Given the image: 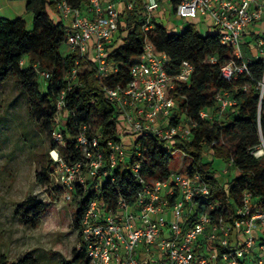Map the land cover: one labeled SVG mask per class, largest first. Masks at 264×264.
<instances>
[{
    "label": "built area",
    "instance_id": "built-area-1",
    "mask_svg": "<svg viewBox=\"0 0 264 264\" xmlns=\"http://www.w3.org/2000/svg\"><path fill=\"white\" fill-rule=\"evenodd\" d=\"M161 5L162 0H90L85 7L73 6L67 0L56 3L65 24L68 52L77 56L76 67L69 74L70 88L77 80L78 65L87 58L92 60L108 99L121 109L124 131L120 135L126 132L136 137L108 140L104 147L101 134H89L88 125H83L76 139L81 159L67 162L58 147L51 148V181L66 201H73L79 188L96 191L104 181H114L120 165L123 170L130 169L141 184L134 203L121 198L115 207L108 208L98 198L89 202L81 221L78 249L86 248L89 264H264V207L251 191L242 193L234 211L227 206V215L214 214L218 208L215 202L194 216V198L210 192L200 173H192L187 165L163 180H147L141 174L139 157L146 149L137 143L139 137L155 135L169 144L166 150L173 155L177 151L173 150L174 142H192L199 124L198 118L190 117L181 106L186 97L180 91L190 86L195 71L189 60H184L172 76L168 73L169 55L158 54L146 44L131 66L130 80L114 85L106 82L119 70L108 60L107 46L119 34L123 12L141 13L142 27L148 30L159 22L156 14ZM171 9L181 19L200 15L212 19L221 43L233 51L221 66L227 80L251 76L250 59L245 58L242 44L248 51L257 49V56L264 61V0H174ZM38 72L44 79L51 76L45 69ZM258 89L262 102L264 71ZM215 99V110L203 109L199 118L212 121L237 103L228 91H218ZM66 103L64 90L57 101L58 124L52 132L58 143L64 142L61 125ZM250 153L256 158L263 156L264 141ZM206 157L210 158L209 152ZM232 165V161L226 164L225 173Z\"/></svg>",
    "mask_w": 264,
    "mask_h": 264
},
{
    "label": "trees",
    "instance_id": "trees-1",
    "mask_svg": "<svg viewBox=\"0 0 264 264\" xmlns=\"http://www.w3.org/2000/svg\"><path fill=\"white\" fill-rule=\"evenodd\" d=\"M26 1L27 10L33 15L31 27L22 17L14 20L0 18V82L10 78L15 80L26 97L31 116L34 118L37 113H43L51 133V148L58 147L67 162H74L82 158L76 144L82 126L88 125L89 134H101V144L106 147L108 140L121 139L120 132L124 130L120 121L122 112L118 105L108 99L102 81L96 76V65L89 58L78 65L77 80L70 88L69 74L76 67L77 56L69 52L64 55L60 51V46L66 43V31L56 7L59 0ZM67 1L76 7H85L90 2ZM122 16L119 34L107 46V58L118 65L119 70L106 80L107 84L125 83L131 79V66L146 44H151L158 54L169 55L168 73L172 76L179 72L184 60H189L195 66L190 86L181 90L180 94L186 97L181 104L182 109L190 117L198 118L199 124L192 142L175 141L173 145V150H181L190 157L189 170L200 173L210 186L209 194L194 198L197 202L194 216L206 211L215 202L218 208L214 214L227 215V206L234 211L245 190L251 191L260 206L264 207V155L256 158L250 153L251 148L264 141V99L260 101L258 89L264 61L260 57L250 59V77L227 80L222 76L221 66L230 59L233 51L221 43L217 30L202 34L195 24H190L181 32H170L161 22L145 30L141 13L124 11ZM212 57L216 58L215 62ZM23 61L25 66L22 65ZM38 69L49 71L50 78H42ZM64 90L67 101L64 110L69 114L61 125L64 142L58 143L52 132L58 124L57 101ZM218 91H228L236 100V105L225 113L222 120L218 116L212 121L199 118L201 110H215ZM181 113L182 110L178 111L177 116ZM236 136L239 140L232 149L227 141H232ZM137 143L143 150L146 149L139 157L141 174L147 180L169 178L172 173V154L166 150L169 144L153 134L139 137ZM207 152L214 160L206 158ZM215 160L225 164L232 161L237 174H230L227 181H222L216 175ZM52 169L50 160L37 172V182L51 186ZM140 188L141 184L132 171L123 170L120 165L115 169V180L104 181L100 189H77L74 195L77 202L74 224L78 243L82 242V217L92 199L98 198L108 208H113L121 198L134 203ZM46 210L47 205L43 201L30 197L16 212L27 226L35 228ZM59 256L56 252L40 253L33 249L13 262L2 254L0 264H89L84 246L75 248L70 259Z\"/></svg>",
    "mask_w": 264,
    "mask_h": 264
},
{
    "label": "rangeland",
    "instance_id": "rangeland-1",
    "mask_svg": "<svg viewBox=\"0 0 264 264\" xmlns=\"http://www.w3.org/2000/svg\"><path fill=\"white\" fill-rule=\"evenodd\" d=\"M169 2H163L166 7L162 17L170 32H181L188 25L197 24L194 19H179L172 14ZM242 50L248 51L246 44H242ZM60 51L64 55L68 53L66 43L60 46ZM68 114L66 111L64 116ZM218 117L222 120L225 115ZM44 119L41 112L34 118L31 116L26 97L13 78L0 82V255H7L10 262L33 249L40 253L56 252L70 259L79 244L74 224L76 201H66L53 184L41 185L36 179L37 172L51 160V133ZM124 134L121 135L124 140L136 137ZM238 140L236 136L227 142L233 149ZM190 163V157L177 150L172 155L170 169L177 171ZM215 163L217 177L227 181L230 173H225L226 164L218 160ZM232 171L233 167L229 172ZM30 197L47 205L35 228L27 226L16 212Z\"/></svg>",
    "mask_w": 264,
    "mask_h": 264
},
{
    "label": "crops",
    "instance_id": "crops-1",
    "mask_svg": "<svg viewBox=\"0 0 264 264\" xmlns=\"http://www.w3.org/2000/svg\"><path fill=\"white\" fill-rule=\"evenodd\" d=\"M169 6H170V12L174 14L173 10L171 9V4L174 2V0H169ZM164 0H162V5L160 10L158 11L157 18L159 19V22L164 24V17H162V10L166 6L163 4ZM166 2V1H165ZM176 16V14H175ZM18 17H22L26 20L27 24L29 27L32 26V19L33 15L27 10V1L26 0H16V1H11V0H0V18H8L10 20H14ZM179 18V17H178ZM181 19V18H179ZM194 22L197 23L195 24L197 29L202 33V34H208L216 29L213 26V21L210 19L208 16L200 15L198 18L194 19ZM165 26V24H164ZM249 35H247V39H249ZM245 54L246 59H253L257 56V51H243ZM231 169V168H230ZM232 175L237 174V171L234 169L232 172H228Z\"/></svg>",
    "mask_w": 264,
    "mask_h": 264
},
{
    "label": "bare ground",
    "instance_id": "bare-ground-1",
    "mask_svg": "<svg viewBox=\"0 0 264 264\" xmlns=\"http://www.w3.org/2000/svg\"><path fill=\"white\" fill-rule=\"evenodd\" d=\"M260 153H262V151Z\"/></svg>",
    "mask_w": 264,
    "mask_h": 264
}]
</instances>
